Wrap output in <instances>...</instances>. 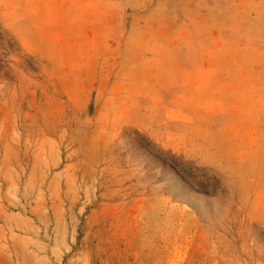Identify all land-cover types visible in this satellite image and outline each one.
I'll return each instance as SVG.
<instances>
[{"label": "rangeland", "instance_id": "rangeland-1", "mask_svg": "<svg viewBox=\"0 0 264 264\" xmlns=\"http://www.w3.org/2000/svg\"><path fill=\"white\" fill-rule=\"evenodd\" d=\"M0 264H264V0H0Z\"/></svg>", "mask_w": 264, "mask_h": 264}]
</instances>
